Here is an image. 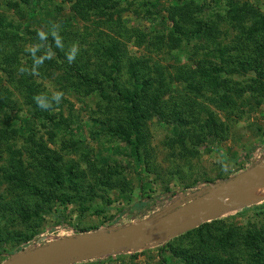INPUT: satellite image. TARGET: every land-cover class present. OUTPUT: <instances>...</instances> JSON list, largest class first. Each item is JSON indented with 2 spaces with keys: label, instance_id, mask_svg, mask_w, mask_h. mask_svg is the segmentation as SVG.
<instances>
[{
  "label": "rangeland",
  "instance_id": "1",
  "mask_svg": "<svg viewBox=\"0 0 264 264\" xmlns=\"http://www.w3.org/2000/svg\"><path fill=\"white\" fill-rule=\"evenodd\" d=\"M244 7L264 14V0H0V264L30 248L136 223L264 158V52L257 72L244 76L220 59V51L232 55V26ZM184 14V32L215 23L218 38L182 34L170 43L171 19ZM53 24L64 47L44 42L32 75L25 49L41 44L37 33ZM240 29H254L253 20ZM113 55L120 79L110 71ZM131 65L155 82L134 98L139 157L121 134L131 131L130 103L122 101L135 86L127 85ZM55 91L64 98L52 109L34 102ZM251 192L262 193L248 199ZM230 205L201 224L212 223L199 237L139 242L78 264H264V186ZM187 252L199 257L184 260Z\"/></svg>",
  "mask_w": 264,
  "mask_h": 264
},
{
  "label": "water",
  "instance_id": "2",
  "mask_svg": "<svg viewBox=\"0 0 264 264\" xmlns=\"http://www.w3.org/2000/svg\"><path fill=\"white\" fill-rule=\"evenodd\" d=\"M260 185L264 186V158L234 177L188 193L136 223L30 248L2 264H78L139 242L167 241L210 221L222 208L229 210L231 201Z\"/></svg>",
  "mask_w": 264,
  "mask_h": 264
},
{
  "label": "trees",
  "instance_id": "3",
  "mask_svg": "<svg viewBox=\"0 0 264 264\" xmlns=\"http://www.w3.org/2000/svg\"><path fill=\"white\" fill-rule=\"evenodd\" d=\"M179 9H182V8H179ZM238 9L242 11V14L239 15L240 17H237L235 19V22L232 26L234 30H236L235 31L236 34L233 37L235 43H232V45L230 46V51L232 52L233 50V52L231 53L232 55H226V57L224 58L225 52L220 51V59L221 61H224L225 64H229L234 72H237L244 76L249 71L257 72L256 66L259 67V65H257L256 63L257 57L259 56L260 53L264 52V41H263L264 40V14L261 15L257 10L253 8L246 9L244 7V8H238ZM183 16H185V14ZM186 18H187V15L182 20H179V19L175 20L173 18L171 19V22L173 23V29H172L173 32H170V31L168 32L170 34V38H169L170 43L174 45H178L179 44L178 42L183 38L182 34L184 35V39H188V37L194 38L196 36H199V37L205 36L208 38L210 37L218 38L219 30L215 23H214L215 25L212 24L209 27L199 28L198 26L193 29H187L188 31L184 32V29L186 28H184L185 26L184 27L182 26L185 23H187ZM247 19L253 20L254 29H251V31L249 32H246L245 30L240 29L241 27H244L245 21H247ZM171 33L172 34L177 33L178 36L177 35L171 36L172 35ZM51 38L52 39L47 40V42L50 43V45L53 43L52 40H54L53 37ZM248 38L251 39L250 46L248 43H246L247 40L249 42ZM102 48H103V51L101 52H103L106 55H109V54L111 55L110 47L108 48L106 47L107 48L106 50L104 46ZM112 60H113V63L111 64L110 71L114 70L116 73L115 76L120 79L121 76L124 74V72L121 71V67L118 66V62L119 64H122L121 60H118V58L115 57L114 55H113ZM239 70H242V71L239 72ZM126 72H127V81L131 80L127 82V85L135 84V86L132 87L131 89L132 93L130 95L122 98V101L130 103L129 124L131 127V131L129 130L128 132H126L125 130L122 129L121 134L124 136V140L131 147L132 152L135 154V156L139 157L142 138L140 137L139 133L136 131L137 130L136 128L137 127V123H136V118H137V105L136 104L137 103L135 102L134 98L137 97L136 96L137 88H139L141 91H145L149 93V91H151V88L155 82L154 81L151 82L148 78H146L145 77L146 73L142 71V67H139L137 65L135 66L131 65L128 71ZM163 80L165 82V79ZM163 80L158 81V83H160V85H163L164 84ZM111 89L114 91V88H111ZM162 97L163 95H161L160 93L155 95V98L158 102H160L159 100ZM1 136L2 135H0V137ZM58 176L59 174L57 173L56 174L57 179H58ZM56 182H59V180H56ZM211 224L206 223L204 225H200L198 228L188 231L182 236H192V237L198 236L199 237L201 233L200 232L201 229H208ZM257 233L258 232L255 231L253 232V234L251 233L248 234V235H253V236L248 237L249 242L252 241L253 244L257 243L260 237V235ZM225 242L227 241H224V243ZM225 244L230 245V243H225ZM198 257H199L198 255L188 254V252L183 255L184 260L196 259ZM207 263L209 262H207L205 259L199 260L198 262V264H207Z\"/></svg>",
  "mask_w": 264,
  "mask_h": 264
},
{
  "label": "clouds",
  "instance_id": "4",
  "mask_svg": "<svg viewBox=\"0 0 264 264\" xmlns=\"http://www.w3.org/2000/svg\"><path fill=\"white\" fill-rule=\"evenodd\" d=\"M60 31H61V27L58 24H53L49 33H46L44 31H39L37 33V36H38V39L41 41V44L33 45V46L25 49V51H30L32 53V57H33V62H34L33 70L30 72V74H32V75H38L39 74L36 71V69L42 63L43 58H37L36 52L38 50H40V48L44 47V42L47 41L49 34L53 37L55 44H56V47L60 48L61 50L63 49V47H64L63 38L59 34ZM78 52H79L78 42L73 43L71 45L69 51L66 53V57H67V60L69 63L75 62V59H76V56L78 55ZM51 56H52V53H51V51H49L47 53L46 58L51 59ZM18 71L21 74H23L26 71H28V69L21 67V68H19ZM63 98H64V93L62 91H55L51 94L50 97L47 93H41V94L33 97L34 102L37 104V106L41 110L52 109L54 105H59L62 102ZM220 155H221V157L226 158V153L221 152ZM222 170L227 171V167H223Z\"/></svg>",
  "mask_w": 264,
  "mask_h": 264
},
{
  "label": "bare ground",
  "instance_id": "5",
  "mask_svg": "<svg viewBox=\"0 0 264 264\" xmlns=\"http://www.w3.org/2000/svg\"><path fill=\"white\" fill-rule=\"evenodd\" d=\"M262 192H251L249 195H248V199H252V198H256L258 197Z\"/></svg>",
  "mask_w": 264,
  "mask_h": 264
},
{
  "label": "built area",
  "instance_id": "6",
  "mask_svg": "<svg viewBox=\"0 0 264 264\" xmlns=\"http://www.w3.org/2000/svg\"><path fill=\"white\" fill-rule=\"evenodd\" d=\"M188 194V193H187Z\"/></svg>",
  "mask_w": 264,
  "mask_h": 264
}]
</instances>
